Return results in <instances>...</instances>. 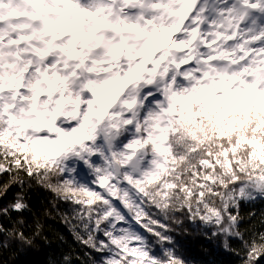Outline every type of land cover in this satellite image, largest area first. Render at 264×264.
I'll return each instance as SVG.
<instances>
[{
    "label": "snow or ice",
    "instance_id": "6c2138e0",
    "mask_svg": "<svg viewBox=\"0 0 264 264\" xmlns=\"http://www.w3.org/2000/svg\"><path fill=\"white\" fill-rule=\"evenodd\" d=\"M0 176L68 205L88 264H188L185 221L259 264L264 0H0Z\"/></svg>",
    "mask_w": 264,
    "mask_h": 264
},
{
    "label": "trees",
    "instance_id": "16d2710c",
    "mask_svg": "<svg viewBox=\"0 0 264 264\" xmlns=\"http://www.w3.org/2000/svg\"><path fill=\"white\" fill-rule=\"evenodd\" d=\"M8 185V178L0 176V208L7 207L17 195L25 197L30 211L11 217H0V223L7 228L23 231L32 240L23 243L15 237L10 240L0 234V241H7V247L0 246V264H64V256L69 255L72 264H88L91 250L82 246L62 221L60 214L67 212L69 206L55 201L54 194L44 186L30 181L21 190L18 184ZM56 208H53V203ZM240 215L241 231L248 239L255 233H264V201L255 204H242ZM174 238L177 250L188 264H242L247 261L224 247L223 237L211 238L203 228H197L185 221L183 228H176ZM231 248L240 250L243 245L239 240L229 241Z\"/></svg>",
    "mask_w": 264,
    "mask_h": 264
},
{
    "label": "rangeland",
    "instance_id": "374dc122",
    "mask_svg": "<svg viewBox=\"0 0 264 264\" xmlns=\"http://www.w3.org/2000/svg\"><path fill=\"white\" fill-rule=\"evenodd\" d=\"M242 264H248V261L243 262ZM259 264H264V257L261 258Z\"/></svg>",
    "mask_w": 264,
    "mask_h": 264
}]
</instances>
